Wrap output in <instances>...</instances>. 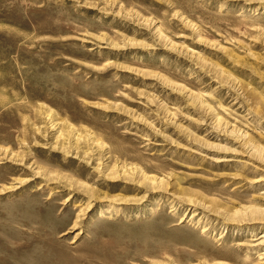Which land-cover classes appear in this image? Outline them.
Listing matches in <instances>:
<instances>
[{"label": "rangeland", "instance_id": "374dc122", "mask_svg": "<svg viewBox=\"0 0 264 264\" xmlns=\"http://www.w3.org/2000/svg\"><path fill=\"white\" fill-rule=\"evenodd\" d=\"M262 111L264 0H0V264H257Z\"/></svg>", "mask_w": 264, "mask_h": 264}, {"label": "bare ground", "instance_id": "6f19581e", "mask_svg": "<svg viewBox=\"0 0 264 264\" xmlns=\"http://www.w3.org/2000/svg\"><path fill=\"white\" fill-rule=\"evenodd\" d=\"M263 102V101H262ZM263 106V105H262ZM257 113H260V112H257ZM263 113V111H262ZM264 114V113H263ZM261 116V115H260ZM263 116V115H262ZM6 154V152H5ZM4 154V155H5ZM221 160V159H220ZM223 160V159H222ZM39 173V171L37 172ZM38 176V174H37ZM46 176V175H45ZM27 179V178H26ZM263 180V178H260L258 181H261ZM23 182V181H22ZM241 187V185H235V187L233 188L234 190L236 189H239ZM40 188V187H39ZM264 194V191L262 192ZM262 198V197H261ZM264 200V198H263ZM90 203V200L87 202V205H89ZM85 203H78L77 207L81 208V210L83 211V209H86L88 206H87ZM77 209V208H76ZM256 210V209H255ZM258 211V210H257ZM194 215V214H193ZM206 228V227H205ZM206 231V229H203V232ZM237 245H240V246H250V247H259V246H262L264 245V234L262 235H253L251 236L247 241H240L237 243ZM249 257V256H248ZM253 259H257L259 260V262L257 264H263V261H260V260H264V250H261L258 252V256L257 257H252ZM252 260V259H251ZM249 262H252V261H249ZM254 264V263H253Z\"/></svg>", "mask_w": 264, "mask_h": 264}]
</instances>
